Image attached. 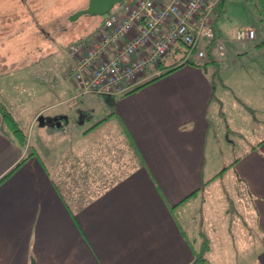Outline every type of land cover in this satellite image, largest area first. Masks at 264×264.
<instances>
[{
    "label": "crops",
    "instance_id": "crops-1",
    "mask_svg": "<svg viewBox=\"0 0 264 264\" xmlns=\"http://www.w3.org/2000/svg\"><path fill=\"white\" fill-rule=\"evenodd\" d=\"M240 27L213 23L225 52L198 63L174 44L127 93L73 97L62 43L1 69L25 141L0 114V264H191L201 232L209 264H264V46Z\"/></svg>",
    "mask_w": 264,
    "mask_h": 264
},
{
    "label": "built area",
    "instance_id": "built-area-1",
    "mask_svg": "<svg viewBox=\"0 0 264 264\" xmlns=\"http://www.w3.org/2000/svg\"><path fill=\"white\" fill-rule=\"evenodd\" d=\"M221 0H122L86 36L62 47L69 60L75 94L124 93L142 75L157 76L176 43L187 45L184 61L200 62L212 41L217 55L227 39L213 29L214 6ZM255 37L250 26L237 28L233 41ZM264 61V58H263Z\"/></svg>",
    "mask_w": 264,
    "mask_h": 264
},
{
    "label": "rangeland",
    "instance_id": "rangeland-1",
    "mask_svg": "<svg viewBox=\"0 0 264 264\" xmlns=\"http://www.w3.org/2000/svg\"><path fill=\"white\" fill-rule=\"evenodd\" d=\"M87 1L0 0V70L29 64L33 57L45 53L44 46L55 49L57 44L62 43L64 47L68 45V40L86 36L107 15H82L77 20H69L68 16L84 7ZM218 8L219 5L215 6V14ZM215 21H225L228 26L250 25L257 33L252 41L264 39L262 0H227L221 14L213 18L214 25ZM22 31L38 32L42 38L45 37L44 40L40 39V48L35 45L30 50V46L22 41ZM57 53L65 61L62 49H57ZM261 55L264 58V50ZM65 69L68 71L66 64Z\"/></svg>",
    "mask_w": 264,
    "mask_h": 264
},
{
    "label": "trees",
    "instance_id": "trees-1",
    "mask_svg": "<svg viewBox=\"0 0 264 264\" xmlns=\"http://www.w3.org/2000/svg\"><path fill=\"white\" fill-rule=\"evenodd\" d=\"M78 38H80V37H78ZM78 38H74V39L70 40L69 43L75 41ZM257 45L258 46H264V39L262 41H260ZM213 46H214V43L212 41H210L209 43L207 42L206 45H205L206 51L208 49L211 50L213 48ZM185 47H186V49H189L187 45H185ZM183 58H184V56H182L178 61L183 60ZM188 62L197 63V62H195L193 60H189ZM176 63H178V62L175 61V62H173L170 65H165L163 62H161V66L160 67H161L162 71H161V73L159 75H157L155 77H152L151 79H149L146 82H143L141 84H138V85L134 86L130 91L135 90V89L141 87L142 85L148 83L149 81H152V80L156 79L157 77L172 71L176 67L175 66ZM127 92H129V90L126 91V93ZM220 113L223 114V112L221 110H220ZM0 114H1L2 124H5V125L8 126L10 131L16 136V138H18V141L20 143H24V141H25L24 133H23L22 129L20 128L17 120L12 115V113L5 107V105H3L1 102H0ZM230 207H231V205L229 206V208ZM201 238H202V240H201L200 248H199L198 251H196L194 253V260L191 262V264H209V260L206 257V253L210 249V241H209L208 237L203 232H201ZM29 264H34L33 257L30 258Z\"/></svg>",
    "mask_w": 264,
    "mask_h": 264
},
{
    "label": "water",
    "instance_id": "water-1",
    "mask_svg": "<svg viewBox=\"0 0 264 264\" xmlns=\"http://www.w3.org/2000/svg\"><path fill=\"white\" fill-rule=\"evenodd\" d=\"M122 0H88L87 4L72 12L69 16V20H77L82 15H98L109 12L113 6ZM59 121L56 125H59Z\"/></svg>",
    "mask_w": 264,
    "mask_h": 264
}]
</instances>
